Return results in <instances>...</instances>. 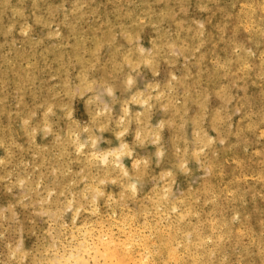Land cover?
<instances>
[{"label":"rangeland","instance_id":"374dc122","mask_svg":"<svg viewBox=\"0 0 264 264\" xmlns=\"http://www.w3.org/2000/svg\"><path fill=\"white\" fill-rule=\"evenodd\" d=\"M77 257L264 264V0H0V264Z\"/></svg>","mask_w":264,"mask_h":264},{"label":"bare ground","instance_id":"6f19581e","mask_svg":"<svg viewBox=\"0 0 264 264\" xmlns=\"http://www.w3.org/2000/svg\"><path fill=\"white\" fill-rule=\"evenodd\" d=\"M78 231H79V230H78ZM86 233H87V232H86ZM89 236H90V235H89ZM98 243H99V242H98ZM91 244H92V243H91ZM121 244H122V243H121ZM93 246H94V245H93ZM88 247H89V246H88ZM99 247H100V246H99ZM75 249H76V248H75ZM60 256H61V255H60ZM79 256H81V255H79ZM95 257H96V256H95ZM60 259H61V258H60ZM80 260H81V259H79V257H77V259H76V263H77V264H81V263H80ZM85 260H86V259H85Z\"/></svg>","mask_w":264,"mask_h":264}]
</instances>
